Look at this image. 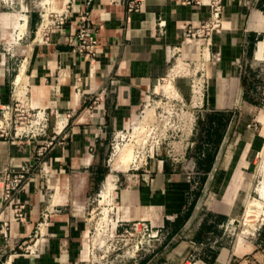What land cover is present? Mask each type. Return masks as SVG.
<instances>
[{
    "label": "crops",
    "instance_id": "crops-1",
    "mask_svg": "<svg viewBox=\"0 0 264 264\" xmlns=\"http://www.w3.org/2000/svg\"><path fill=\"white\" fill-rule=\"evenodd\" d=\"M34 1L23 2L28 20L22 15V21H28L30 32L31 22L36 19L33 15H39L32 9ZM130 1L55 0L57 6L68 3L65 24L47 29L48 43L30 45L26 59L16 66V75L10 73L11 69L14 73L15 65L0 52V114L10 110L15 102L13 85L21 75L23 85L29 88V103L52 117L49 135L54 145L47 163L64 180L63 190L56 187L52 195L51 206L61 208L51 219L52 234L45 252L16 253L14 245L27 242L45 209L46 192L42 174L32 170L35 143L16 140L12 134L6 139L0 137V228L10 227L14 232L9 240L0 233V264H79L85 240L80 247L76 244L72 212H65L62 207L70 175L86 168L97 171L111 134L129 126L146 93L165 73L167 48L179 45L181 27L209 16L206 5L198 7L191 0H137V10H129ZM223 6L227 28L213 38L220 61L214 68L207 97V118L225 112V107H230L226 101L238 104L245 99L246 69L252 62L264 59L259 57L260 45L264 44L259 41L264 34V0H224ZM9 14L0 4V20L1 15ZM85 14L98 31L97 43L89 56L79 55L70 38ZM160 22L165 26L161 27ZM1 32L0 26V36ZM178 86L187 93L184 82ZM236 147L235 140L230 139L226 151L216 159L212 195L224 193L228 181L239 173ZM157 160L117 176L106 174L105 181L111 177L114 182L111 196L116 191L119 220L146 222L167 239L166 243H173L167 257L170 264H188L192 260L200 264H214L217 260L215 264H224L227 249L211 251L203 244L210 229L213 231L216 226L212 218L217 208L215 204L202 203L206 184L202 195L196 188L199 182L195 174L185 172L182 163ZM194 160L202 162L200 158ZM122 166L126 165H116L114 161L113 170ZM23 170H28L23 189L12 195L16 209H21L19 221L7 218L13 206L8 207L3 186L7 174L17 175ZM94 178L90 188L96 186L94 181L99 177Z\"/></svg>",
    "mask_w": 264,
    "mask_h": 264
},
{
    "label": "rangeland",
    "instance_id": "rangeland-1",
    "mask_svg": "<svg viewBox=\"0 0 264 264\" xmlns=\"http://www.w3.org/2000/svg\"><path fill=\"white\" fill-rule=\"evenodd\" d=\"M34 2L32 9L37 13L42 11L45 15H33L36 19L31 22L32 32L28 21L22 32L15 27V21L16 24L23 23L22 15L11 11H7L11 13L9 15H1L0 52L6 61H11L15 65L14 73L12 69L10 70L13 76L17 74L16 66H20L26 59L30 45L40 47L48 43L44 28L52 25L53 19L46 14L54 10H65L67 7L66 3L57 6L55 0L44 1L45 3L43 0ZM25 16L28 20L27 15ZM259 41L264 43V34ZM246 74L248 85L245 86L247 91L245 99L238 104L234 101H226L228 103L226 106L230 104V107H225L226 111L220 115L213 114L207 118L206 112H203V116L197 121V131L192 138L195 143L187 149V162L182 164L185 172L195 174V179L199 182L196 186L198 192L202 195L206 193L202 203L209 206L215 204L217 207L212 218L215 219L216 226L213 231L212 228L210 229L211 232L203 244L211 251L227 249L228 259L226 258L224 264H264V197L259 192L264 183V62H252L246 69ZM166 85V82L161 83L156 91L160 94L166 93L162 89V86ZM13 89L16 92L15 102L10 106V110L2 111L0 114L1 129L9 132V136L4 135L3 139L12 134L16 140L35 143L32 170L42 174L46 192L45 209L32 234L26 243L14 245V250L18 254L29 252L39 254L46 250L52 234L51 219L58 214L56 209L61 208L51 206L52 195L57 191L56 187L63 190L64 180L58 174H54L52 164L47 163L54 145L49 135L51 115L29 103V88L23 85L22 80L19 83L15 82ZM185 101L189 102L187 95ZM208 103V99L205 98L201 110H208ZM146 105L147 103L142 104L128 127L111 134L97 171L93 172L87 168L75 170L69 177L67 196L62 207L64 211L68 209L72 212L76 227V244L80 247L82 241L86 239L83 251L88 254H81L79 264H170L167 257L174 244L166 243L167 239L162 238L161 235L149 238L148 232L124 233L115 230L116 222L119 220L116 211V191L113 196H111L112 192L104 197L102 195L106 174L117 176L130 169L146 167L152 160L151 153L157 159L169 160L183 152L182 147L170 144L172 141L170 133L150 130L155 121L153 117H150V120L143 123L140 128L139 122H142L146 111L154 109V105L151 104L145 111ZM135 128L139 129L136 131ZM135 133L138 141L131 138ZM230 139H234L237 144L235 154L240 161V171L228 181L224 193L212 195L210 189L215 180L214 163L226 151ZM126 143L133 145V150L129 145L131 149L129 163L113 170L116 147ZM221 144L222 148H220ZM195 158H200L201 164L196 162ZM94 176L99 178L94 181L96 186L90 188ZM204 184L206 191L203 193ZM7 218L12 219L14 216L8 213ZM11 230L10 227L0 228V233L9 240L14 233ZM85 234H87L86 238ZM171 262L174 263L173 260ZM188 262V264H200L196 260ZM174 264L181 263L176 261Z\"/></svg>",
    "mask_w": 264,
    "mask_h": 264
},
{
    "label": "built area",
    "instance_id": "built-area-1",
    "mask_svg": "<svg viewBox=\"0 0 264 264\" xmlns=\"http://www.w3.org/2000/svg\"><path fill=\"white\" fill-rule=\"evenodd\" d=\"M191 1L198 7L206 5L209 9V16L206 20L199 23H189L181 27V42L177 46L167 48V69L165 73L156 80L155 85L146 93L140 105L141 107L143 103H147L145 108L151 104L154 105L153 110L145 109V111L147 110L146 114L148 111H151V117L155 120L150 130L153 132L162 131L170 133V136L172 135L170 144L182 147L183 152L180 155L173 156L169 160L173 163L182 164L187 162V149L191 148L195 143L192 138L197 131V121L203 116V112L207 111V109L201 110L203 108V100L208 97L213 79L212 71H214V68L220 61V52L215 49L213 38L215 35L225 32L227 28L223 17L224 0ZM23 2L24 0H0V4L7 11L25 16L28 9L23 7ZM66 4L68 5V3ZM137 8V0L129 2V10H137ZM67 12L68 8L66 7L65 10H54L46 14L50 15L53 20L52 25L44 28L45 34L47 29L52 26H63L66 21ZM39 15L45 14H42L41 11ZM88 22L86 14L83 15L77 23L74 32L70 34L71 45H74L75 51L82 56L92 54L93 47L96 45L98 38L97 29L92 27ZM159 25L161 27L165 26L162 22ZM259 61L264 62V60ZM165 82L169 89L165 91V86H162V89L166 93L160 94L156 89L161 83ZM179 82L185 83L186 94L180 90L178 86ZM186 95L189 97V102H184ZM5 110L8 111L9 109ZM4 135L9 136V132L1 129L0 125V136L3 137ZM152 157H154L153 153L150 154V159ZM27 172L28 170H23V173L12 176L7 174L3 186V196L9 200L8 207L13 206L11 213L14 219L19 221L22 220L21 209H16V203L12 195L16 191L23 189L24 175ZM115 230L124 233H128L129 231L131 233L148 232L147 236L149 238H156L160 235L158 231H152L153 228L150 224L143 221L128 223L117 220Z\"/></svg>",
    "mask_w": 264,
    "mask_h": 264
},
{
    "label": "bare ground",
    "instance_id": "bare-ground-1",
    "mask_svg": "<svg viewBox=\"0 0 264 264\" xmlns=\"http://www.w3.org/2000/svg\"><path fill=\"white\" fill-rule=\"evenodd\" d=\"M16 18H17V16H16ZM25 21L26 20H24V22L22 24H16L17 21H15V27H18L21 30L20 32H22V30H24V28L26 27ZM259 57H264V44H261L260 45V48H259ZM20 80H21V75H18V77L16 78V83H19ZM168 89H169L168 86H165L164 87V90L165 91H168ZM150 117H151V111H148L147 114H146V116L143 117L142 122L141 121L139 122L140 128L142 127L141 125L143 123L145 124V123L148 122V120L150 119ZM137 129H139V128H135L136 131H137ZM132 136H133V137H131L132 139H135L136 141H138L137 133H135ZM129 145L132 147V150H133V145L132 144H129V143H126V144H123V145H118L116 147L115 154H114V157H115V160L114 161H115V164L116 165H118V164L127 165L129 163V158H130V155H131V149H130ZM153 159L157 160L156 158L152 157V160ZM133 160H134V153H133ZM157 161H159V160H157ZM104 187H105V189L102 192L103 197L106 194L110 193L112 191L113 187H114V182H113V180H112L111 177H108L106 179L105 184H104ZM259 192H260L261 196L264 197V183H263L262 187L260 188ZM257 205H259V204H257ZM104 214H105V212H104ZM114 225L115 224H113V227H114ZM85 241H86V239H85ZM85 241H84V243H85ZM86 253H84V254H86Z\"/></svg>",
    "mask_w": 264,
    "mask_h": 264
}]
</instances>
